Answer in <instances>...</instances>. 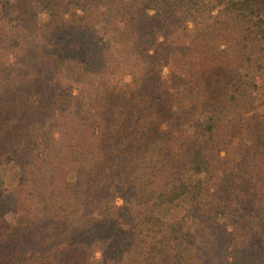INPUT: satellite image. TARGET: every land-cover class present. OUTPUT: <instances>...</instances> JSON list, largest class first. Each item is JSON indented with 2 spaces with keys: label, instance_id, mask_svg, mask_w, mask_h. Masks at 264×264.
I'll use <instances>...</instances> for the list:
<instances>
[{
  "label": "trees",
  "instance_id": "obj_1",
  "mask_svg": "<svg viewBox=\"0 0 264 264\" xmlns=\"http://www.w3.org/2000/svg\"><path fill=\"white\" fill-rule=\"evenodd\" d=\"M0 167V264H264V0H0Z\"/></svg>",
  "mask_w": 264,
  "mask_h": 264
},
{
  "label": "rangeland",
  "instance_id": "obj_2",
  "mask_svg": "<svg viewBox=\"0 0 264 264\" xmlns=\"http://www.w3.org/2000/svg\"><path fill=\"white\" fill-rule=\"evenodd\" d=\"M0 182H4L10 189L14 188L17 185V170L13 167H0Z\"/></svg>",
  "mask_w": 264,
  "mask_h": 264
}]
</instances>
